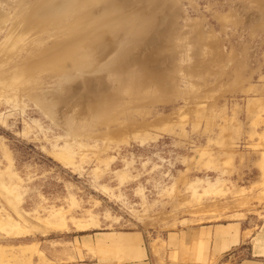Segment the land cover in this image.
Masks as SVG:
<instances>
[{"label": "rangeland", "instance_id": "obj_1", "mask_svg": "<svg viewBox=\"0 0 264 264\" xmlns=\"http://www.w3.org/2000/svg\"><path fill=\"white\" fill-rule=\"evenodd\" d=\"M247 260L264 0H0V264Z\"/></svg>", "mask_w": 264, "mask_h": 264}, {"label": "crops", "instance_id": "obj_2", "mask_svg": "<svg viewBox=\"0 0 264 264\" xmlns=\"http://www.w3.org/2000/svg\"><path fill=\"white\" fill-rule=\"evenodd\" d=\"M214 236L217 239H221V244L223 248H229L238 242V230L232 232L230 230L217 229L214 231ZM249 263L253 264L252 260H247Z\"/></svg>", "mask_w": 264, "mask_h": 264}, {"label": "bare ground", "instance_id": "obj_3", "mask_svg": "<svg viewBox=\"0 0 264 264\" xmlns=\"http://www.w3.org/2000/svg\"><path fill=\"white\" fill-rule=\"evenodd\" d=\"M121 15H122V14H121ZM123 15H124V13H123ZM124 16H125V15H124ZM115 17H116V16H115ZM130 17H131V16H130ZM130 17H128V15H127V18H129V19H127V20H128V24L125 26V27H127V30H129V24H130L129 21L131 20ZM90 18H91V17H90ZM112 19H113V18H112ZM116 19H117V18H116ZM90 20H91V19H90ZM119 20L122 21V19H121L120 17H119ZM125 20H126V17H124V20H123V21H125ZM127 20H126V21H127ZM107 23H108V22H107ZM107 23H106V24H107ZM102 24H104V23H101V25H102ZM91 26H92V25H91ZM93 27H94V26H93ZM94 28H96V27H94ZM125 29H126V28H125ZM88 31H89V30H88ZM99 31L103 32L102 29L99 30ZM103 34H104V33H103ZM105 45L107 46V44L104 43V46H105ZM106 46H105V47H106ZM107 47H108V46H107ZM103 49H104V48H103ZM103 49H102V50H103ZM107 49H108V48H107ZM107 49H106V50H107ZM109 49H110V48H109ZM103 51H105V49H104ZM107 52H108V51H107ZM106 55H108V54L105 53V55H104V52H103V56L105 57ZM103 56L101 55L100 57H103ZM104 57L101 58V59L103 60ZM122 59H123V58H122ZM123 61H124V60H123ZM139 61L142 62V60H139ZM119 64H120V62H119ZM108 65H109V64H108ZM116 66H117V65H116ZM119 67H120V65H119ZM119 82H120V81H119ZM123 82H124V81H123ZM96 83H97V82H96ZM122 84H123V83H122ZM94 85H95V84H94ZM94 85H93V86H94ZM97 85H98V83H97ZM115 85H116V84H115ZM92 88H94V87H92ZM93 90H94V89H93ZM93 95H94V94H93Z\"/></svg>", "mask_w": 264, "mask_h": 264}]
</instances>
